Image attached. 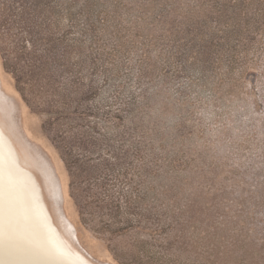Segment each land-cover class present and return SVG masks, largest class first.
Returning <instances> with one entry per match:
<instances>
[{
	"label": "rangeland",
	"instance_id": "374dc122",
	"mask_svg": "<svg viewBox=\"0 0 264 264\" xmlns=\"http://www.w3.org/2000/svg\"><path fill=\"white\" fill-rule=\"evenodd\" d=\"M0 121L91 263L264 264V0H0Z\"/></svg>",
	"mask_w": 264,
	"mask_h": 264
},
{
	"label": "bare ground",
	"instance_id": "6f19581e",
	"mask_svg": "<svg viewBox=\"0 0 264 264\" xmlns=\"http://www.w3.org/2000/svg\"><path fill=\"white\" fill-rule=\"evenodd\" d=\"M5 129L0 123V264H93L55 226L28 155Z\"/></svg>",
	"mask_w": 264,
	"mask_h": 264
},
{
	"label": "water",
	"instance_id": "95a60500",
	"mask_svg": "<svg viewBox=\"0 0 264 264\" xmlns=\"http://www.w3.org/2000/svg\"><path fill=\"white\" fill-rule=\"evenodd\" d=\"M72 228V227H71Z\"/></svg>",
	"mask_w": 264,
	"mask_h": 264
}]
</instances>
